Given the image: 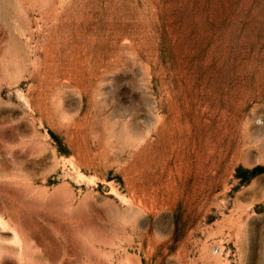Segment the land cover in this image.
Wrapping results in <instances>:
<instances>
[{
    "label": "rangeland",
    "instance_id": "1",
    "mask_svg": "<svg viewBox=\"0 0 264 264\" xmlns=\"http://www.w3.org/2000/svg\"><path fill=\"white\" fill-rule=\"evenodd\" d=\"M0 264H264V0H0Z\"/></svg>",
    "mask_w": 264,
    "mask_h": 264
}]
</instances>
